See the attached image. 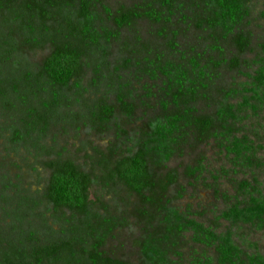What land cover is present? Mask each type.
Wrapping results in <instances>:
<instances>
[{
    "label": "trees",
    "instance_id": "1",
    "mask_svg": "<svg viewBox=\"0 0 264 264\" xmlns=\"http://www.w3.org/2000/svg\"><path fill=\"white\" fill-rule=\"evenodd\" d=\"M107 1L0 0V264H132L106 247L133 225L135 264H180L187 234L215 251L195 264H264L175 206L203 156L169 168L212 140L252 165V146L232 139L239 109L264 104V56L246 57L253 0ZM180 24L201 43L183 47ZM258 186L241 184L248 200L219 218L264 229Z\"/></svg>",
    "mask_w": 264,
    "mask_h": 264
},
{
    "label": "rangeland",
    "instance_id": "2",
    "mask_svg": "<svg viewBox=\"0 0 264 264\" xmlns=\"http://www.w3.org/2000/svg\"><path fill=\"white\" fill-rule=\"evenodd\" d=\"M138 0H108L107 2L113 8L119 7L121 4L132 5ZM251 11L250 24L247 26L248 30L253 33L254 51L246 57L249 60H254L258 55L264 56V0H253L248 4ZM143 28V35L147 37L149 30L146 24L141 25ZM182 32L179 37V42L184 47L189 45H197L201 43L198 40L199 34L195 33L193 29L180 24ZM257 67H253L252 71ZM250 81L245 77H237V84ZM146 82L144 81L143 84ZM142 86H138L140 89ZM153 85V83H150ZM155 90L154 92H156ZM250 95V94H249ZM250 97V96H249ZM242 102L241 95L237 99L231 100V103L238 105ZM156 104V100L154 101ZM153 104V105H154ZM252 107H257V111L252 108L242 107L239 109V116L241 121L236 126L233 135L235 138L246 140L252 151L249 156L252 159V165L240 162L236 165L233 161L234 155H230L226 150L227 144L222 141L212 140L208 144L191 151L186 149L182 156H176L170 163V169H179L181 173L187 166H196V161L203 156L206 173L201 178L197 186L189 187L188 180L181 179L180 186L186 189L185 197L175 202V206L182 211L191 209L193 214L201 212V217H195L206 228H212L218 234H230L232 240L240 246L248 255L264 256V229L252 226L250 223H232L225 219H221V215L225 213L237 201L245 202L246 198L239 195V186L243 183H250L255 186L259 184L258 188L260 194H264V104L261 106L258 101L251 100ZM150 116L152 112H149ZM137 121L131 127H137L144 120L141 114H138ZM142 119V120H141ZM147 119V118H146ZM86 136L82 135L85 140ZM90 143L95 146L105 149L111 139L108 136L97 138L92 136L89 138ZM71 143H74L71 141ZM226 145V146H225ZM216 178V179H215ZM228 197V198H227ZM139 227L133 225L131 229L120 231L117 234V239L110 241L106 250L109 254L129 261L132 264L138 262L137 250L133 248V240L139 236ZM186 241L189 245L183 249L184 260L180 264H195L194 256L203 259L215 258L214 248H206L204 246L196 245L191 241V235H186ZM174 259V258H173ZM214 264L216 262L214 261Z\"/></svg>",
    "mask_w": 264,
    "mask_h": 264
}]
</instances>
